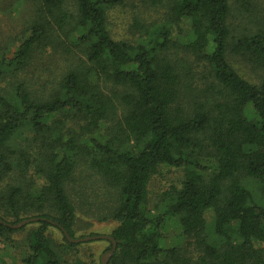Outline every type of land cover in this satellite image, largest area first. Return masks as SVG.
I'll return each mask as SVG.
<instances>
[{
    "label": "trees",
    "instance_id": "trees-1",
    "mask_svg": "<svg viewBox=\"0 0 264 264\" xmlns=\"http://www.w3.org/2000/svg\"><path fill=\"white\" fill-rule=\"evenodd\" d=\"M231 1L168 0L170 19L193 33L183 50L205 62L212 78L206 91L213 96L198 95L187 108L182 98L198 90L169 56L168 26L136 44L116 41L108 10L124 0H40L29 37L0 59L4 80L27 70L37 51L62 45L70 59L47 96L20 79L0 89V183L31 168L45 178L37 192L16 180L1 195L0 237L16 232L6 224L40 218L24 264H61L50 226L70 248L80 244L64 231L77 238L68 184L82 162L115 191L110 236L117 247L108 264H264V31L236 38ZM231 53L256 67L257 83L235 69ZM58 115L64 120H54ZM70 118L78 131L66 129ZM27 130L41 143L37 155L17 145ZM162 166L184 176L164 193V215H155L148 187ZM207 211L214 213L211 234ZM168 216L179 220L197 255L161 245Z\"/></svg>",
    "mask_w": 264,
    "mask_h": 264
},
{
    "label": "rangeland",
    "instance_id": "rangeland-1",
    "mask_svg": "<svg viewBox=\"0 0 264 264\" xmlns=\"http://www.w3.org/2000/svg\"><path fill=\"white\" fill-rule=\"evenodd\" d=\"M231 8L229 23L236 38L264 31V0H233ZM39 10L40 0H0V59L11 58L20 44L29 37L34 23L39 19ZM163 25L170 28V39L173 40L169 56L181 69L189 71L187 84L191 83V86L197 87L198 90L191 92L193 99L192 96L187 98L183 96L184 106L189 108L191 102L197 98L212 97L213 92L206 91L212 82L206 63L195 60L193 55L187 54L182 48L193 41V33L187 24H174L170 19L168 0H124L108 10V27L116 41L139 43L147 40L156 26ZM229 60L244 78L254 83L259 81L261 73L254 65L233 53L229 55ZM69 64L70 59L64 53L62 45L48 48L43 52L37 51L27 70L8 75L5 80L0 78V89L20 79L26 82L29 90L47 96L57 87L59 78L68 69ZM57 119L64 120V117L58 115L54 120ZM76 121L74 118L66 120V129L78 131ZM34 135L28 130L23 131L16 142L19 147L30 148L34 155H37L42 149L41 143L37 142ZM183 176L184 171L180 168L160 167L159 172L149 183L148 209L155 215H164L166 211L164 193L172 187H179ZM16 180L27 189L32 186L33 193L41 190L45 184V178L36 173L34 168L23 176L15 172L0 183V204L1 195L6 187L14 184ZM68 194L76 206L77 238L111 235L117 227V222L110 218L111 209L115 205V191L100 176L87 168L85 162L80 163L73 180L68 184ZM206 218V230L211 234L214 213L207 211ZM38 226V223H30L16 229L14 233L0 237V264H24L23 259L29 254L30 234ZM48 234L55 241L54 248L61 259V264H101L102 257L110 247L107 240H95L70 248L64 244L63 235L55 226L49 227ZM162 236L161 245L164 248L181 247L182 253L186 256L198 254L193 240L187 239L176 217L168 216L165 219ZM262 247L264 248V243Z\"/></svg>",
    "mask_w": 264,
    "mask_h": 264
},
{
    "label": "water",
    "instance_id": "water-1",
    "mask_svg": "<svg viewBox=\"0 0 264 264\" xmlns=\"http://www.w3.org/2000/svg\"><path fill=\"white\" fill-rule=\"evenodd\" d=\"M39 219L40 218H30V219H25L18 224H6V225L9 226L10 228H13V229H19L23 226H26L29 223L38 221ZM64 234L66 235L67 239L72 243H83V242H89V241H95V240H109V241H111L113 244L112 249L104 254V256L102 257V260H101V264H108L111 256L113 255V253L115 252L116 247H117V244H116L114 238L109 236V235H92V236H87V237H83V238H71L66 231H64Z\"/></svg>",
    "mask_w": 264,
    "mask_h": 264
}]
</instances>
